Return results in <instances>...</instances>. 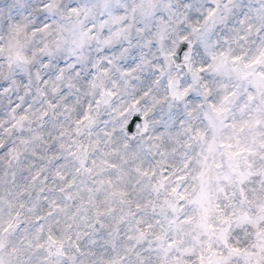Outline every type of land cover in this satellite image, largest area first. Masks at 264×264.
Wrapping results in <instances>:
<instances>
[{
	"label": "snow or ice",
	"instance_id": "6c2138e0",
	"mask_svg": "<svg viewBox=\"0 0 264 264\" xmlns=\"http://www.w3.org/2000/svg\"><path fill=\"white\" fill-rule=\"evenodd\" d=\"M0 264H264V0H0Z\"/></svg>",
	"mask_w": 264,
	"mask_h": 264
}]
</instances>
